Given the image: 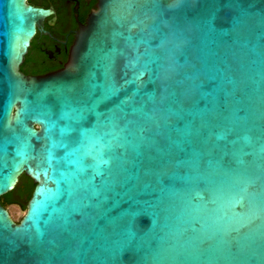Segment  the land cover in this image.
Here are the masks:
<instances>
[{"label":"water","instance_id":"water-1","mask_svg":"<svg viewBox=\"0 0 264 264\" xmlns=\"http://www.w3.org/2000/svg\"><path fill=\"white\" fill-rule=\"evenodd\" d=\"M0 0V264H264V0H100L57 74ZM108 160V164L101 163Z\"/></svg>","mask_w":264,"mask_h":264},{"label":"flooded vegetation","instance_id":"flooded-vegetation-1","mask_svg":"<svg viewBox=\"0 0 264 264\" xmlns=\"http://www.w3.org/2000/svg\"><path fill=\"white\" fill-rule=\"evenodd\" d=\"M99 1L28 0L30 6L49 11V14L36 22V31L20 71L35 77L62 72L71 60L80 34L98 9ZM11 204L21 206L16 199Z\"/></svg>","mask_w":264,"mask_h":264},{"label":"trees","instance_id":"trees-1","mask_svg":"<svg viewBox=\"0 0 264 264\" xmlns=\"http://www.w3.org/2000/svg\"><path fill=\"white\" fill-rule=\"evenodd\" d=\"M34 187L35 184L30 178L22 176L12 192L0 197V203L7 206L16 199L17 203L27 210V202L31 198Z\"/></svg>","mask_w":264,"mask_h":264},{"label":"rangeland","instance_id":"rangeland-1","mask_svg":"<svg viewBox=\"0 0 264 264\" xmlns=\"http://www.w3.org/2000/svg\"><path fill=\"white\" fill-rule=\"evenodd\" d=\"M7 209L9 211L12 219L16 222H18L26 214V209L23 208L22 206H17V205L11 204L8 206Z\"/></svg>","mask_w":264,"mask_h":264},{"label":"snow or ice","instance_id":"snow-or-ice-1","mask_svg":"<svg viewBox=\"0 0 264 264\" xmlns=\"http://www.w3.org/2000/svg\"><path fill=\"white\" fill-rule=\"evenodd\" d=\"M101 163H103V164H108L109 161H108V160H101Z\"/></svg>","mask_w":264,"mask_h":264}]
</instances>
